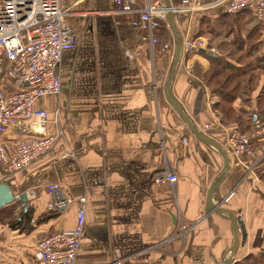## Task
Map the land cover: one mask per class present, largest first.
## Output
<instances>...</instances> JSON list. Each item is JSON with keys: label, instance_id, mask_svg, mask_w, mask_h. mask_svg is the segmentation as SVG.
I'll return each instance as SVG.
<instances>
[{"label": "crops", "instance_id": "0c3cea01", "mask_svg": "<svg viewBox=\"0 0 264 264\" xmlns=\"http://www.w3.org/2000/svg\"><path fill=\"white\" fill-rule=\"evenodd\" d=\"M216 1L221 0L204 3ZM61 5L68 10L65 22L73 31L76 47L62 55L57 70L59 96L41 99L35 107L47 111L50 118L59 111L74 158L41 159L7 183L13 195L34 189L37 199L26 202L31 219L39 222L27 232L14 230L2 218L12 209L13 218H19L24 204L12 202L0 209V264H38L39 239L74 227L76 204L61 213L47 211L51 197L44 186L50 184L60 185L71 197L87 198L76 264H219L233 244L232 224L215 212L206 213L205 207L207 192L222 173L223 159L195 138L165 99L174 53L171 29L163 25L156 32L162 43L170 44V53L158 48L151 53L138 39L137 15L116 13L112 0H61ZM223 14L224 3L199 12L176 24L177 35L182 42L191 39L202 30L201 21ZM247 21L242 37L255 25ZM214 27L221 32L219 36L197 38L221 58L224 26L216 21ZM261 30L262 54V24ZM209 66L208 53L181 52L170 91L193 126L225 149L228 128L214 109L217 95L204 81ZM206 125L211 129L205 130ZM53 131L49 124L48 132ZM3 138L14 143L22 134L11 128ZM258 161H249L253 170L246 177L230 159L217 191L223 199L237 188L222 206L241 220L245 231L241 245L238 227L235 263L264 251V166L255 172ZM163 171L174 173L176 184H155L154 176ZM17 207H21L18 216L14 214ZM181 226L187 228L182 236L177 234Z\"/></svg>", "mask_w": 264, "mask_h": 264}, {"label": "built area", "instance_id": "2783aa9c", "mask_svg": "<svg viewBox=\"0 0 264 264\" xmlns=\"http://www.w3.org/2000/svg\"><path fill=\"white\" fill-rule=\"evenodd\" d=\"M112 2L116 13L137 15L138 39L148 45L151 53L157 48L161 53L171 51L170 44L162 43L156 35L161 26L168 27V11L179 24L224 3V13L234 15L250 10L264 26V0H221L210 5L204 0H177L168 9L158 0ZM67 13L61 0H0V183L10 182L17 173L29 169L41 159L74 158L59 111L55 110L50 118L47 111L35 107L37 101L60 94L61 78L57 70L62 55L76 47L73 31L65 22ZM201 50L214 52L201 38L182 42L184 54H196ZM173 55L172 51L171 59ZM49 124L53 126V133L48 132ZM11 128L22 134V138L14 143L3 138ZM204 129H211V125ZM263 135L264 129L258 123L254 124L249 135L236 129L225 132L226 152L232 163L244 169L245 173L252 174L253 170V165L249 164L254 157L252 141ZM154 179L157 185L173 186L177 182V176L170 171L159 172ZM44 190L51 197L46 206L51 213H61L76 204L75 223L71 230L50 232L39 240L36 243V261L38 264H76L85 226L87 198L85 195L71 197L58 184L46 185ZM235 190L221 200L222 205L233 197ZM22 195L31 202L37 199L34 189H27L14 194L13 203L20 204ZM20 210L21 207H17L14 214L18 216ZM34 222L35 219H31V225ZM179 229L177 234L182 236L187 228L181 226ZM177 234L174 237L179 236ZM172 239L173 236L165 243Z\"/></svg>", "mask_w": 264, "mask_h": 264}, {"label": "trees", "instance_id": "16d2710c", "mask_svg": "<svg viewBox=\"0 0 264 264\" xmlns=\"http://www.w3.org/2000/svg\"><path fill=\"white\" fill-rule=\"evenodd\" d=\"M245 20L254 22L255 25L247 31L245 37H242ZM216 21H221L224 26L222 34L226 37L222 42L221 52H225L221 58H210L209 69L204 75L205 85L218 97L213 106L223 124L228 129H236L248 135L254 127V117L264 128V53L261 54L259 50L261 24L250 10L239 11L234 15L224 13L214 19L201 21L202 30L191 40L199 35L219 36L221 32L216 31L214 27ZM252 146L254 154L257 153L253 158L259 160L264 154V135L253 140ZM263 166L264 156L255 164L254 171H259ZM31 218L27 207L23 209L19 218H13L12 209L2 221L8 220V224L14 230L27 232L32 227ZM38 222L35 221L36 224ZM235 264H264V251L256 255L249 254Z\"/></svg>", "mask_w": 264, "mask_h": 264}, {"label": "water", "instance_id": "95a60500", "mask_svg": "<svg viewBox=\"0 0 264 264\" xmlns=\"http://www.w3.org/2000/svg\"><path fill=\"white\" fill-rule=\"evenodd\" d=\"M164 1V6L165 8H170V3L167 0ZM166 21L169 26V28L172 31L173 34V40H174V58H173V63L171 65L170 71H169V77L165 83L164 86V96L168 104L171 106V108L177 113V115L183 120V122L188 126V128L192 131L193 135L195 138L212 147L215 149L220 156L223 159V168H222V173L221 175L214 181V183L211 185L209 191L207 192L206 195V207H205V212H215L219 214L220 216L230 220L232 224V230H233V244L232 247L228 251V256L225 257L219 264H235V261L233 260V255L234 252L236 251L238 244H239V229H241V235H242V242L241 245L245 242L246 236H245V231L243 226L241 225V220L238 218H235V216L225 210L223 207H221V204L219 203L222 199H220V195L217 193L219 186L223 182L227 172L229 171V158L227 153L223 150L221 146L216 144L213 140L210 138L204 136L201 134L190 122L188 117L185 115V111L183 108L176 102V100L171 96V91H170V86L171 82L174 77V72L176 65L180 59L181 52H182V41L177 35V28H176V23L173 19V16L171 12H167L166 14ZM200 53H205V51L201 50ZM209 58H217V55L213 52L208 53ZM255 121V117L253 119ZM13 192L11 191L9 185L7 183H0V209L5 208L7 205L11 204L13 202ZM21 201L24 204L25 208L28 207L27 204V199L25 195L21 196Z\"/></svg>", "mask_w": 264, "mask_h": 264}, {"label": "rangeland", "instance_id": "374dc122", "mask_svg": "<svg viewBox=\"0 0 264 264\" xmlns=\"http://www.w3.org/2000/svg\"><path fill=\"white\" fill-rule=\"evenodd\" d=\"M173 58H174V56H173ZM216 98H217V97H216ZM255 123H257V122L255 121L254 124H255ZM249 134H250V132H249ZM249 134H248V135H249ZM244 135H245V134H244ZM224 147H225V149H223V150L225 151V150H226L225 141H224ZM225 152H226V151H225ZM226 153H227V152H226ZM227 155H228V154H227ZM228 158H229V163H230V157H229V155H228ZM231 160H232V158H231ZM232 161H233V160H232ZM230 164H231V163H230ZM230 164H229V165H230ZM232 165H233L235 168H238V167H236L237 165H236L235 163H233ZM244 172H245V171H244ZM254 173H255V172H254ZM248 175H249V174H247L246 177H247ZM255 177L257 178L256 174H255ZM219 203L221 204V201H220ZM222 206H223V205L221 204V207H222ZM14 216H15V215H14Z\"/></svg>", "mask_w": 264, "mask_h": 264}, {"label": "bare ground", "instance_id": "6f19581e", "mask_svg": "<svg viewBox=\"0 0 264 264\" xmlns=\"http://www.w3.org/2000/svg\"><path fill=\"white\" fill-rule=\"evenodd\" d=\"M258 22H260V21H258ZM261 23V22H260ZM262 24V23H261ZM263 25V24H262Z\"/></svg>", "mask_w": 264, "mask_h": 264}]
</instances>
